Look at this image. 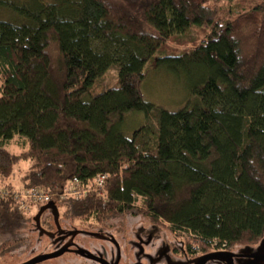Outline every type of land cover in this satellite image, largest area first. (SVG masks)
Segmentation results:
<instances>
[{
	"label": "trees",
	"instance_id": "16d2710c",
	"mask_svg": "<svg viewBox=\"0 0 264 264\" xmlns=\"http://www.w3.org/2000/svg\"><path fill=\"white\" fill-rule=\"evenodd\" d=\"M29 1L21 23L0 21V185L28 162L24 189L50 194L75 220L103 224L135 210L202 253L256 246L264 0H239L229 20L215 19L206 0ZM203 27L207 37L180 51L181 38ZM150 66L194 77V101L177 112L146 102ZM113 67L117 85L95 92ZM130 114L145 122L127 138ZM16 138L20 154L7 149ZM99 176L101 190L63 200L74 179L86 187ZM31 224L20 204L0 199V258Z\"/></svg>",
	"mask_w": 264,
	"mask_h": 264
},
{
	"label": "rangeland",
	"instance_id": "374dc122",
	"mask_svg": "<svg viewBox=\"0 0 264 264\" xmlns=\"http://www.w3.org/2000/svg\"><path fill=\"white\" fill-rule=\"evenodd\" d=\"M120 1L121 0H115ZM261 2V0H255ZM32 1L29 0H0V21L9 22L12 24H19L24 19L21 17L19 10L20 8L30 6ZM206 4L213 9L215 19L229 20L230 18V8H235L240 4L239 0H206ZM231 10V9H230ZM211 28L203 27L202 29H193L186 36L182 37V42L186 44L190 41H195L200 43L203 39L207 37L210 33ZM192 45L188 43L186 47L179 49L182 51L184 48H190ZM118 82V68L113 67L104 78L98 82L95 92H104L117 85ZM195 78H190L186 73H175L168 67H158L154 69L153 66H150L147 71V78L142 86V93L144 100L152 104L156 109H162L169 112H177L186 107L190 102L192 103L195 99L192 94V86L196 84ZM145 122V117L141 114H130L126 118L125 128L123 133L127 138L133 137V132L140 128ZM23 139L16 138L7 149L12 154H20L23 151L22 144ZM30 167V163L22 162L16 165L14 172L10 178L4 182H1L0 190H14L15 192H24L27 191L24 188V179L26 173ZM64 202V201H62ZM60 203V202H58ZM27 211L31 217H35L39 209L42 207L40 205H32L33 203H28ZM136 206H139L137 203ZM60 214H61V226L72 227L73 229L78 230H92L96 226L99 227V223L94 220L89 222H83L80 220H75L67 216V207L66 204L60 205ZM135 211V210H134ZM137 214L141 215L138 211H135ZM110 221V220H109ZM108 221V222H109ZM53 224V223H52ZM33 224L28 227L24 233L23 238L24 243L17 249L12 250L7 253L4 257L0 258V264H22L32 258L43 254L44 252H52V249L49 247V240L44 239L42 243H38L39 236L33 234L30 230L33 228ZM53 226H55L53 224ZM51 226L48 224V226ZM30 228V229H29ZM72 230V229H71ZM183 240L187 243V237L189 235L182 234ZM188 244V243H187ZM48 246V250L46 249ZM240 248H235L233 251L236 252ZM46 249V250H45ZM73 256L66 255L65 257L48 261L43 264H73Z\"/></svg>",
	"mask_w": 264,
	"mask_h": 264
},
{
	"label": "flooded vegetation",
	"instance_id": "af4514ba",
	"mask_svg": "<svg viewBox=\"0 0 264 264\" xmlns=\"http://www.w3.org/2000/svg\"><path fill=\"white\" fill-rule=\"evenodd\" d=\"M47 222L50 223L51 228L45 227L48 226ZM41 223L47 231L57 232L56 226H53L52 217L44 215ZM61 227L66 233L73 229L72 227ZM31 232L38 235L34 231V226ZM86 232L96 234V236L78 235L74 243L89 250L93 257L84 259L74 253L65 254L63 257L73 256V264H113L117 259H119L118 264H196L194 261L204 255L231 251L214 249L209 253H202L200 249H191L190 245L177 234L135 211L125 212L118 219L99 224V227L96 226ZM46 238L49 240L48 245L52 252L58 247L61 248L69 240V238L66 239L61 245V242L54 243L58 237L51 241L45 236L39 238L38 243H42ZM46 249L48 250V246Z\"/></svg>",
	"mask_w": 264,
	"mask_h": 264
},
{
	"label": "water",
	"instance_id": "95a60500",
	"mask_svg": "<svg viewBox=\"0 0 264 264\" xmlns=\"http://www.w3.org/2000/svg\"><path fill=\"white\" fill-rule=\"evenodd\" d=\"M44 215H48L53 218L57 232L54 233L47 231L42 226L41 220ZM60 220V210L55 202H49L39 209L38 214L33 218L34 231L38 233L39 238L46 236L51 241H54L56 237H58L54 243L61 242V245L66 239L69 238V240L61 248L58 247L54 252L38 255L22 264H43L48 261L59 259L68 253H74L78 257L84 259H90L93 257L89 250L76 245L74 243V239L78 235L96 236V234L78 229H72L66 233V231L61 227ZM118 261L119 259H117L113 264H118ZM194 262L196 264H264V238L256 246H246L240 248L237 252L225 251L210 253L196 259Z\"/></svg>",
	"mask_w": 264,
	"mask_h": 264
},
{
	"label": "built area",
	"instance_id": "2783aa9c",
	"mask_svg": "<svg viewBox=\"0 0 264 264\" xmlns=\"http://www.w3.org/2000/svg\"><path fill=\"white\" fill-rule=\"evenodd\" d=\"M107 180L104 176H99L95 180L93 186L82 187L77 179L72 181V184L66 189L62 195L63 200L68 199H79L81 197L92 194L95 191L101 190L104 187L105 181ZM103 197V194L100 193ZM0 199H11L12 201L20 204L24 210L27 209L28 203H33L32 205L44 206L49 202H52V196L46 192L39 189H31L24 192H15L14 190H0ZM27 212V211H24Z\"/></svg>",
	"mask_w": 264,
	"mask_h": 264
}]
</instances>
